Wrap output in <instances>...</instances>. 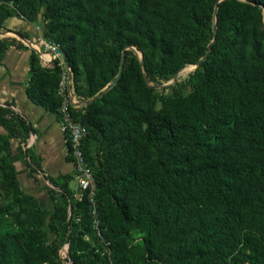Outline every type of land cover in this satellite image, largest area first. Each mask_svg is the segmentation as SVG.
I'll return each mask as SVG.
<instances>
[{"label":"trees","instance_id":"trees-1","mask_svg":"<svg viewBox=\"0 0 264 264\" xmlns=\"http://www.w3.org/2000/svg\"><path fill=\"white\" fill-rule=\"evenodd\" d=\"M1 1L0 30L40 21L75 99L94 97L70 111L87 130L99 233L73 175L48 177L51 211L21 188L11 151L32 127L0 104V264H264V0ZM18 43L0 37V60ZM29 50L26 96L58 115L60 58Z\"/></svg>","mask_w":264,"mask_h":264},{"label":"crops","instance_id":"crops-1","mask_svg":"<svg viewBox=\"0 0 264 264\" xmlns=\"http://www.w3.org/2000/svg\"><path fill=\"white\" fill-rule=\"evenodd\" d=\"M35 24L12 15L5 19L4 27L0 30V37H13L19 41L18 46L9 45L0 60V104H9L32 127L21 148L16 149L17 141H14L11 159L21 188L36 196L40 205L51 211L53 203L48 196L47 185L51 184L48 177L73 175V166L65 136L59 128L57 113L32 103L25 93L31 48L29 41L41 33ZM26 148L31 158L26 154ZM30 166L35 169L32 170ZM72 181L73 178L69 185L73 189L75 181L74 186H71Z\"/></svg>","mask_w":264,"mask_h":264},{"label":"built area","instance_id":"built-area-1","mask_svg":"<svg viewBox=\"0 0 264 264\" xmlns=\"http://www.w3.org/2000/svg\"><path fill=\"white\" fill-rule=\"evenodd\" d=\"M1 2L12 5L10 1L0 0V3ZM35 23L36 29L41 32V22L36 21ZM29 45L32 49L38 50V52H35L37 53L41 64L44 66L51 65L54 57L60 58L58 54L54 53L57 48H60L59 45L43 37L41 33L38 34L33 41H29ZM59 63L62 65L63 69L57 87V92L61 96V102L58 108V124L61 132L65 136L67 151L73 166V179L75 181L73 198L81 200L83 197H86L91 203L92 224L99 233V219L97 217L96 206L93 199L96 186L93 169L88 164L82 148V139L86 135L87 130L86 126L81 121L75 119L70 111V104L77 105L79 101L73 96L71 76L65 68L64 62L61 58ZM49 185L52 186L51 184ZM67 247L68 243H65L59 250L62 257L67 256ZM107 252L109 253L108 249ZM67 263L71 264L69 260Z\"/></svg>","mask_w":264,"mask_h":264},{"label":"water","instance_id":"water-1","mask_svg":"<svg viewBox=\"0 0 264 264\" xmlns=\"http://www.w3.org/2000/svg\"><path fill=\"white\" fill-rule=\"evenodd\" d=\"M216 8H217V6H216ZM215 15H216V10H215ZM35 51L36 52H38V50H36L35 49ZM55 54H58L59 56H60V58L63 60V62H64V65H65V68L68 70V73H69V75L71 76V72H70V69H69V65H68V63L66 62V60H65V53H64V51H63V49L62 48H57L56 50H55V52H54ZM206 54H207V52L194 64V66H196V65H198L200 62H201V60H203L204 58H205V56H206ZM123 61H124V55H122V58H121V66H120V70H119V72H118V74H117V76L112 80V81H110L107 85H106V87L102 90V92H105V91H107V90H109L111 87H113L117 82H118V80H119V78H120V76H121V74H122V70H123ZM140 61H141V63H142V68H143V71H144V80H145V82H147V75H146V72H145V66H144V61H143V59H140ZM181 68H179L177 71H176V73L174 74V76H173V79H175L176 78V76H177V73H178V71L180 70ZM94 98V97H93ZM93 98H91L90 100H88L87 102H89V101H91ZM87 102H79L78 104H81V103H87ZM75 103V102H74Z\"/></svg>","mask_w":264,"mask_h":264},{"label":"rangeland","instance_id":"rangeland-1","mask_svg":"<svg viewBox=\"0 0 264 264\" xmlns=\"http://www.w3.org/2000/svg\"><path fill=\"white\" fill-rule=\"evenodd\" d=\"M194 68V65H186V66H184V67H182L179 71H178V73H177V76H176V78H175V80L176 79H180V80H183V81H187V79H188V74H189V72L190 71H192V69ZM174 81V79H171L170 81H168V82H166V83H164L165 85L166 84H169V83H171V82H173ZM188 90V87L186 88V91ZM22 145V144H21ZM11 153H12V151H11ZM48 186V185H47ZM50 186V185H49ZM70 186V185H69ZM71 186H74V181H72L71 182ZM28 193V192H27ZM1 198V197H0ZM47 210V209H46Z\"/></svg>","mask_w":264,"mask_h":264}]
</instances>
